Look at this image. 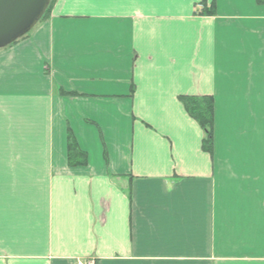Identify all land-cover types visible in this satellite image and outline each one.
Returning <instances> with one entry per match:
<instances>
[{
  "label": "crops",
  "instance_id": "obj_1",
  "mask_svg": "<svg viewBox=\"0 0 264 264\" xmlns=\"http://www.w3.org/2000/svg\"><path fill=\"white\" fill-rule=\"evenodd\" d=\"M88 261L264 264V4L55 0L0 50V264Z\"/></svg>",
  "mask_w": 264,
  "mask_h": 264
},
{
  "label": "water",
  "instance_id": "obj_2",
  "mask_svg": "<svg viewBox=\"0 0 264 264\" xmlns=\"http://www.w3.org/2000/svg\"><path fill=\"white\" fill-rule=\"evenodd\" d=\"M52 0H0V49L29 34Z\"/></svg>",
  "mask_w": 264,
  "mask_h": 264
},
{
  "label": "trees",
  "instance_id": "obj_3",
  "mask_svg": "<svg viewBox=\"0 0 264 264\" xmlns=\"http://www.w3.org/2000/svg\"><path fill=\"white\" fill-rule=\"evenodd\" d=\"M55 0H52L48 11L46 12L42 22L47 18ZM259 3L264 4V0H258ZM201 14L212 15L214 11L202 10ZM186 111L190 117L195 120L203 129L205 137L202 144V149L205 152L212 153L214 146V100L212 97H181ZM69 166L78 167L87 164V155L82 152L72 134L68 136L67 144Z\"/></svg>",
  "mask_w": 264,
  "mask_h": 264
},
{
  "label": "built area",
  "instance_id": "obj_4",
  "mask_svg": "<svg viewBox=\"0 0 264 264\" xmlns=\"http://www.w3.org/2000/svg\"><path fill=\"white\" fill-rule=\"evenodd\" d=\"M89 264H94L93 262L89 263Z\"/></svg>",
  "mask_w": 264,
  "mask_h": 264
}]
</instances>
